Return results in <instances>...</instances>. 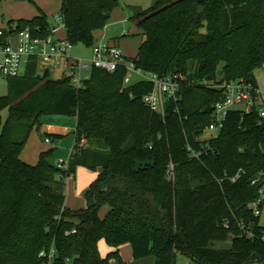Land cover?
<instances>
[{
    "label": "trees",
    "instance_id": "trees-1",
    "mask_svg": "<svg viewBox=\"0 0 264 264\" xmlns=\"http://www.w3.org/2000/svg\"><path fill=\"white\" fill-rule=\"evenodd\" d=\"M118 7L120 0H62L66 39L92 48ZM130 8L145 38L136 66L160 77L182 73L195 84L163 117L143 101L153 83L125 84L123 66L94 68L82 88L39 75L34 58L24 75L8 78V95L0 97V264H44L39 254L53 246V264H123L118 251L102 257L103 239L113 249L130 244L134 260L155 264H177L179 254L196 264H264V226L252 208L264 189V116L257 106L231 109L221 132L202 139L226 97L220 86L259 88L264 0H155ZM8 25L41 36L51 27L42 11ZM48 116L77 118L65 170L51 162L55 149L36 165L21 159ZM130 139L135 146L124 153ZM79 167L98 176L83 195L86 207L72 210L67 180Z\"/></svg>",
    "mask_w": 264,
    "mask_h": 264
},
{
    "label": "built area",
    "instance_id": "built-area-1",
    "mask_svg": "<svg viewBox=\"0 0 264 264\" xmlns=\"http://www.w3.org/2000/svg\"><path fill=\"white\" fill-rule=\"evenodd\" d=\"M56 21L57 25L50 27L43 36L32 32L29 28L18 31L15 25L0 28V54L2 56L0 71L4 78L24 75L26 65L34 58L37 60V66L44 69L45 72L61 70L63 78L70 79L74 87L82 88L94 68L114 73L123 66L126 69L125 84H130L135 75L153 83V91L145 95L143 101L151 110L163 117L167 113L169 104L177 103L181 99L182 89L195 84L182 73L166 77L146 73L136 66L133 59L125 58L123 50L119 46L104 42H96L91 48L93 54L91 59L74 58L71 55L73 45L67 39L56 36L58 30L65 29L64 21L59 14L56 15ZM262 70L264 71V63ZM204 84L208 85V83ZM220 87L226 90V97L214 106L212 123L205 130V134L217 133L218 135L224 128L229 111L238 104H245L246 112H250L257 106L261 115L264 116V90L253 88L243 81L224 83ZM46 142L51 143L52 140L47 138ZM86 143V139L82 138L80 146L83 147ZM67 165L68 162L63 160L57 164L63 170L67 169ZM170 176L174 178L173 173ZM236 178H239V175ZM260 179L264 182V176ZM260 179L255 180L253 184ZM262 200H264V189L261 190V199L252 204L256 217L261 216L260 204ZM76 233L77 230L73 229L66 232V235ZM56 256L57 250L54 246L49 250H42L39 254V258L43 260L44 264H53Z\"/></svg>",
    "mask_w": 264,
    "mask_h": 264
},
{
    "label": "crops",
    "instance_id": "crops-1",
    "mask_svg": "<svg viewBox=\"0 0 264 264\" xmlns=\"http://www.w3.org/2000/svg\"><path fill=\"white\" fill-rule=\"evenodd\" d=\"M1 1L2 0H0V2ZM29 1H31V4H29V7H25L26 10H23V8H19V10L14 11L13 14L10 13L8 17H6V19L5 17L2 18L0 20V28L5 27L4 26L5 22L9 23L10 21H17L21 19L31 20L39 16L41 11L48 17L50 26L51 27L55 26L52 19L54 18L55 15H58L60 13V10L62 8V0H29ZM5 2H6V5L10 4L12 6L21 7L20 4L23 1L22 0H5ZM134 6L139 7V5H134ZM134 6H131V7H134ZM132 15L133 13H130V12L125 13L120 7L118 9H115L112 14V19L110 23L106 26V28L102 31L96 32L95 34L96 42H104L107 44L119 46L123 50L125 58L127 59L135 58L145 38L143 36V32L137 27L136 23H134L130 19ZM128 23H131L132 26L130 27V29L127 30L126 25ZM132 30L133 32L139 31L140 33L138 35H141V41L137 45L136 48L130 42L133 40L129 39ZM56 36L61 39H66L65 29L58 30L56 32ZM92 55L93 54L91 52V54H88L84 58L91 59ZM39 69L42 70V73L39 74L38 72V74L41 76L44 75L45 73L44 69L38 67V71ZM49 74H50V71H49ZM66 117L68 116L45 117L42 120V126L40 130L39 131L34 130L32 132L30 139L21 154V159L30 165H36L39 162V159L42 153L47 152L51 149H55L51 162L54 165H57L60 160L68 162L73 152V148L76 142L74 131L76 130V127H77V118L72 117L73 122L71 123V122H67ZM48 135H59V136H62L63 138L60 140H56V141L52 140L51 143H47L46 139L48 138ZM62 156H64L65 159H62ZM95 173H96V178H97L98 173L97 172ZM66 206L72 209L67 204V200H66ZM85 207H86V201L84 200V197H83V203L81 204V206L78 209H72V210L84 209ZM263 210H264V207H263ZM108 212H109V208L107 207V210L105 211V213L103 215L100 214L101 218H104ZM261 216H262V212H261ZM260 224L264 226V223H262L261 220H260ZM131 250H132V247H131ZM116 251L119 252L120 257L122 259L121 248L119 249L110 248L108 254L111 252H116ZM132 256H133V252H132ZM131 264H155V262H152L150 258L136 261L134 260V257H133V262H131ZM177 264H196V263L193 260L179 254L177 256Z\"/></svg>",
    "mask_w": 264,
    "mask_h": 264
},
{
    "label": "rangeland",
    "instance_id": "rangeland-1",
    "mask_svg": "<svg viewBox=\"0 0 264 264\" xmlns=\"http://www.w3.org/2000/svg\"><path fill=\"white\" fill-rule=\"evenodd\" d=\"M22 1L23 2H21V4H20L21 7H19V6L16 7V6H12L10 4L6 5L7 1L5 2V0H2L0 2V20L4 17L6 19V17H8V15L10 13L13 14L14 11L19 10V8H23V10H26L25 7H29V4H31V1H29V0H22ZM154 1L155 0H120V8L125 13L126 12L127 13L128 12L133 13L131 8H130L131 6L139 5V7H142L143 9H147L153 5ZM52 21H53L54 25H57L56 15L54 16ZM7 23L8 22H5L4 26H7L8 25ZM131 26H132V24L128 23L126 25L127 30L130 29ZM139 33H140L139 31L133 32V30H132L130 38H129L130 40H133L130 42H131V44L134 45L135 48L137 47V45L141 41V35H138ZM91 52H92L91 48H88L82 44L75 45L71 51L72 56L74 58H84L88 54H91ZM1 61H2V56H0V62ZM220 69H222V66L220 67ZM38 72H39V74H41L42 70L39 69ZM220 76L221 75H219V78H220ZM50 78L52 80H59V79L63 78L62 71L61 70H51L50 71ZM256 79L258 82L259 89L264 90V71L263 70H258L256 72ZM141 80H142L141 77L135 75V76H133L132 81L129 85H133L135 83H138ZM6 95H8L7 79L2 76L1 71H0V97L6 96ZM233 109L245 111L246 105L245 104H238V105L234 106ZM2 117H3L4 121L7 119L8 110H5L2 113ZM66 120H67V122H71V123L73 122L72 117H66ZM211 136H217V133H206L202 139H208ZM62 159H65L64 156H62ZM95 178H96L95 172H93V171H91L85 167H79V168H77L76 173L67 180V204L72 209H78L81 206V204L83 203L84 192L88 188L89 184ZM106 210H107V207H104L101 210L100 214L103 215ZM261 222L264 223V210L262 211ZM228 246H229V244L219 245V247H228ZM120 248H121V256L123 259V264H131V262H133L131 245L125 244V245H122ZM109 249L110 248H109V245L106 242V240L103 239L99 242V250H100L101 255L104 258H106L108 256ZM150 260L152 262H155V260L153 258H150Z\"/></svg>",
    "mask_w": 264,
    "mask_h": 264
},
{
    "label": "water",
    "instance_id": "water-1",
    "mask_svg": "<svg viewBox=\"0 0 264 264\" xmlns=\"http://www.w3.org/2000/svg\"><path fill=\"white\" fill-rule=\"evenodd\" d=\"M134 146H135V142L132 140V139H130L123 147H122V151L124 152V153H127V152H129L130 150H132L133 148H134Z\"/></svg>",
    "mask_w": 264,
    "mask_h": 264
}]
</instances>
